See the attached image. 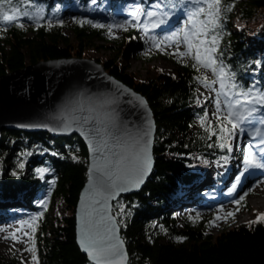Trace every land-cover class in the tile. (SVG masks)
I'll return each instance as SVG.
<instances>
[{
    "label": "trees",
    "instance_id": "obj_1",
    "mask_svg": "<svg viewBox=\"0 0 264 264\" xmlns=\"http://www.w3.org/2000/svg\"><path fill=\"white\" fill-rule=\"evenodd\" d=\"M125 1L36 0L44 10L39 27L28 17L20 18L23 28L18 26V22H0V76L39 61L82 57V45L94 36L102 37L106 27H95L87 21L80 24L73 18L87 15L88 19L108 21L112 14L118 13L117 6ZM11 2L16 3L17 0ZM92 2L95 3L89 6ZM224 2L228 6L222 27L218 29L222 53L217 54L218 59L230 65L236 79L246 87L254 82L250 76L258 73L264 89V55L260 54L258 46L249 45L246 41L247 36L257 35L264 41V0ZM230 5L239 8L238 14L229 12ZM67 7L79 10L74 17H69L72 19L70 27L78 40L77 46H73L65 34V23H56L62 19L60 13ZM102 9L108 14L98 12ZM86 11L88 14H83ZM49 20L52 21L51 26ZM136 35L135 28L127 27L120 45L126 51H141L138 57L149 59V54L143 53L145 49L139 48ZM164 57L173 58L167 52ZM177 62V76L161 74L149 83L136 81L119 67L118 60L104 63L108 73L147 98L157 125L155 173L141 192L122 196L114 203L113 211L128 247L129 264H264V221L255 220L227 228L214 237L207 233V218L186 213L182 215L185 217L184 227L177 228V211L187 202L182 196L183 188L194 187L195 190L200 181V171L227 161L230 152L226 141L218 135L202 126L192 130L195 118L203 116L205 110L209 112L207 106H197L195 77L201 76V70L192 67V56L184 63ZM208 126L219 130L217 119L208 122ZM221 143L225 147H220ZM73 153L78 159L72 157ZM12 158L25 160V166L32 172L25 175L24 168L17 170L14 163L11 165ZM88 162V151L77 136L55 138L44 132L19 130L2 133L0 201L7 205L17 203V206L37 208V197L41 194L40 198H44L49 188L53 190L50 196H60L65 206V214L57 217L56 223L48 220L47 210L38 217L35 239L39 264H91L80 251L75 233L76 207L87 180ZM2 163H10L13 172ZM38 167L48 169L43 177L36 173ZM121 205H124L123 211ZM178 236L184 239L177 240ZM0 264L18 263L16 259L0 257Z\"/></svg>",
    "mask_w": 264,
    "mask_h": 264
},
{
    "label": "snow or ice",
    "instance_id": "obj_2",
    "mask_svg": "<svg viewBox=\"0 0 264 264\" xmlns=\"http://www.w3.org/2000/svg\"><path fill=\"white\" fill-rule=\"evenodd\" d=\"M234 5L229 6L230 8ZM136 12L133 19H126L121 23H115L109 27L112 28H143L147 33L152 29L159 28L168 23L177 8H186L185 19L182 26L168 32L163 39L175 43L173 51L180 57L191 54L194 63L192 67L211 69L215 79H208L207 76L195 77L205 87L213 88L217 83L219 88L215 89L216 112L212 116L217 117L219 130L215 126L209 128V113L205 110L204 115L199 117V122L206 131L213 135H218L221 139L227 141L236 132L243 133L244 125H251L253 120L264 123V89L258 88L256 83L246 87L236 79V73L232 71L231 66L218 59L220 53L221 35L218 29L222 27V4L221 0H156L155 5L148 11L141 12V5L135 6ZM164 8L168 11H157L153 9ZM148 18L147 23H136L141 16ZM21 17H28L40 26V21L44 18V10L36 0H17L12 3L11 0H0V22L11 24L18 22V26L23 28L24 23ZM77 23L83 24L85 21L95 27H106L99 21H93L84 18H73ZM56 23L63 25L62 19L56 20ZM51 26L52 21H48ZM115 35V33H112ZM153 46L160 48L161 44L157 37H149ZM179 44L186 45L185 50H181ZM163 50V49H162ZM184 63V60L180 61ZM256 63L260 64L261 61ZM207 96H205V100ZM88 116H77V111H83L82 102L79 107H72L63 112L64 119L61 120L58 127L53 131H70L74 124L85 135L86 139L92 145L94 155L91 168L89 169V189L90 195L85 202H82L84 209L82 216V226L80 228L79 243L87 252L94 264H127V252L124 248L123 239L117 234L118 223L109 209L108 201L121 191H127L129 186H139L146 174L151 170L152 156L150 152L151 145V120L146 121V126L141 128L137 126L128 127L124 124L119 113L111 107L115 99L111 96L89 97L88 98ZM197 102L200 103L199 97ZM72 102L70 101L69 104ZM253 135L260 136L261 129H255ZM220 147H225L224 143ZM231 148V143L227 144ZM258 153L253 152L252 145L244 154V169L250 168L264 169V139H261L256 146ZM77 158L78 157H74ZM20 168L25 167L21 162ZM36 171L43 175L47 168H37ZM17 174L18 173H14ZM243 175V173H241ZM243 199V196L240 198ZM40 203L43 205L44 200ZM238 204L239 201H236ZM123 211V205L120 206ZM120 213H117L119 215ZM232 213L229 212V215ZM42 213L37 212L32 218ZM199 215V214H197ZM223 218V217H221ZM257 221H264V213H259ZM26 222L20 221L21 226ZM35 231V223L32 225ZM22 229H16L21 231ZM24 235H30L24 233ZM14 239L20 237L12 234ZM177 240H183L184 237L178 236ZM28 251L32 252L31 259L34 264H38L39 258L36 255L35 240L32 239Z\"/></svg>",
    "mask_w": 264,
    "mask_h": 264
},
{
    "label": "rangeland",
    "instance_id": "obj_3",
    "mask_svg": "<svg viewBox=\"0 0 264 264\" xmlns=\"http://www.w3.org/2000/svg\"><path fill=\"white\" fill-rule=\"evenodd\" d=\"M143 2L141 5V12H146L153 5H155L156 0H127L123 4L118 5L116 10L118 13L112 14L108 21H103L100 19H96L93 21H99L101 24L106 25V33L100 36H94L91 40H87L86 43L82 45L83 53L82 58L96 60L104 65L105 62L110 60H118V64L120 68H123L129 75L133 76L136 81L141 82H152L157 80L158 76L161 74H168L172 76H177L179 74V67L178 62L181 60H188L191 56L180 57L178 53L173 51V48L176 47L175 43H171L165 41L163 37L170 31H175L182 26V22L185 19V14L187 9L186 8H177L173 10V14L171 18L168 20V23L161 25L159 28L152 29L146 33L144 29L135 28L137 31V41L139 42V48H144L146 55L149 54L150 58L147 59L146 57H138L139 53L141 52H134L132 50L126 51L120 44L122 37L124 35V30L126 28H112L111 32H109V27L115 23H121L126 19H133L136 8L135 6L139 4V2ZM166 2V1H164ZM92 2L89 6L94 4ZM222 4V15L223 20L225 19V15L227 14V4L224 0H221ZM89 6L87 8H89ZM144 6V9H143ZM160 12L168 11V9L159 8L153 9ZM79 10L72 9V8H65L61 13L60 17L65 23L64 32L69 38L71 44L73 46H77L78 40L75 37V34L70 27L71 20L69 19L74 17ZM103 15H107L108 13L104 11V9L99 10ZM230 13L238 14L239 8L232 6L229 10ZM84 12L83 14H86ZM88 14V13H87ZM87 16V15H86ZM85 15L82 18L86 17ZM88 19V17H87ZM92 20V19H90ZM136 23H147L148 18L146 16H141L139 21H134ZM133 28V27H131ZM163 32V33H161ZM112 33H115L113 35ZM149 37H157L158 42L161 44L160 48L153 46ZM246 41L249 45H256L260 49V54L264 55V41L261 37L257 36H247ZM181 50H185L186 45L179 44ZM75 48V47H74ZM163 49V50H162ZM167 52L170 54L171 58H165L164 53ZM141 54V53H140ZM145 56V55H144ZM177 60V61H176ZM201 76H207L208 79H215L216 77L213 75L211 69L207 68H200ZM250 78L256 83L258 88L262 89L261 83L258 80L259 75L258 73H254L250 76ZM198 91H197V98L199 97L200 103L197 102L198 107H208L209 113V120L208 122H213L217 119V117L212 116V113L216 112L215 106V97L217 95L215 89L219 88V84L213 86V88L205 87L199 80H197ZM205 96L207 99L205 100ZM258 121L253 120L252 124ZM259 125L264 124L258 122ZM250 125V126H251ZM198 126H201L199 122V117L195 118V123L192 126V130H195ZM248 127V124L244 125L245 128ZM244 131L236 132L231 138H229L226 143H231L232 147L229 148V156L227 158L228 162H231L232 159H243L244 154L249 150V143L244 142ZM73 158L78 157L77 154L73 153ZM12 163H14L15 168L17 170L20 169L19 164L23 162L25 164V160H16L12 158ZM18 159V158H16ZM77 159V158H74ZM227 162V163H228ZM7 164V165H6ZM3 166H7V168H11L13 172V167L10 163H6ZM23 173L25 175L30 174L31 168L30 167H23ZM39 168V167H38ZM42 168V167H40ZM33 169V168H32ZM37 169V168H36ZM228 169V165L224 163L213 164L203 170L200 171L201 178L199 183L196 185L198 188V192H194L193 188L187 189L186 187L182 190V196L186 199V209L185 207H179L178 216L176 218L177 228H183L185 223V217L182 216L183 214H188L189 216L197 215L203 216L208 219V227L206 228L207 233L217 237L223 230L235 226L246 225L257 220L259 213H264V208L260 207L257 208L253 205V197L250 194H238L237 197L234 196L235 193L241 187L240 181L238 178L234 180H227L223 185L225 187H229L228 189L224 190V193L228 196H232L233 198L229 201L216 204L214 201V195H211L210 192L206 193L202 191L207 185L205 184V180L209 177H217L218 175H224V172ZM155 170V169H154ZM218 170V171H216ZM9 171V170H8ZM36 173L43 177L47 172L41 175L36 171ZM155 173V172H154ZM153 173V174H154ZM153 176V175H152ZM50 187V186H48ZM229 190V191H228ZM50 193L53 194V190L49 189L44 193V198H40V195L37 197L38 204L37 208L33 206L27 207L24 206H17V203H13L11 205H7L0 201V257L4 259H16L18 264H34L31 259L32 252L28 251L30 245L32 244V239L34 237L35 240V249L37 255V243L35 239V231L37 227L38 217L35 218L33 221V217L37 212L43 213L45 210L48 211V220L56 223V218H60L65 214V206L61 202L60 196H50ZM196 193V197L199 199V203H195L194 200H191ZM243 196V199L240 198ZM41 200H44L45 203L42 205L40 203ZM204 200V201H203ZM203 201V202H202ZM236 201H239L237 204ZM194 202V203H193ZM193 204L195 205L194 207ZM190 205V206H188ZM124 209V205H123ZM6 210V211H4ZM229 212L232 214L229 215ZM181 214V216H179ZM223 217V218H221ZM118 220V219H117ZM20 221H25L26 223L21 226ZM119 222V221H118ZM35 223V231L33 232L32 224ZM16 229H22L21 231H16ZM15 233L16 236L20 237L19 240L14 239L12 234ZM24 233H29L30 235H24ZM166 241V238H164ZM39 264V263H38Z\"/></svg>",
    "mask_w": 264,
    "mask_h": 264
},
{
    "label": "water",
    "instance_id": "obj_4",
    "mask_svg": "<svg viewBox=\"0 0 264 264\" xmlns=\"http://www.w3.org/2000/svg\"><path fill=\"white\" fill-rule=\"evenodd\" d=\"M111 96L115 103L111 105L118 113L121 121L128 127H145L151 120L152 156L151 170L146 174L139 186H129L127 191H121L109 201L110 213L118 223V235L124 241L127 252V264L130 256L127 244L122 237V231L114 214V203L122 196L141 192L152 177L156 159L154 144L157 132L156 118L147 98L135 89L118 80L107 72L105 66L96 60L82 57H69L39 61L26 67L0 76V138L7 130H19L28 133L52 135L55 138L79 137L88 151V176L80 193L75 213L76 241L80 251L87 257V252L79 243L80 228L85 202L90 195L89 169L94 155H97L89 140L74 124L70 131H53L64 119L63 112L72 107H79L82 102L83 111H77V116H88V98ZM72 102L69 104V102Z\"/></svg>",
    "mask_w": 264,
    "mask_h": 264
},
{
    "label": "bare ground",
    "instance_id": "obj_5",
    "mask_svg": "<svg viewBox=\"0 0 264 264\" xmlns=\"http://www.w3.org/2000/svg\"><path fill=\"white\" fill-rule=\"evenodd\" d=\"M257 128L261 129L260 136L253 135L255 129ZM244 134V142L252 145L253 152L258 153L256 146L261 139H264V124L259 125V123L256 122L251 126L248 125V127L244 130ZM227 165L228 169L224 172L223 179L229 181L238 178L241 184V187L239 188L237 193L234 194V196L237 197L239 193H241V195L250 194L251 197H253V205L257 208H264V169L250 168L248 171H245L244 160L236 158L232 159L231 162H228ZM241 173H243V175H241ZM214 180L215 177H209L208 179H206L205 184L207 186L205 187V189L211 185L209 190H212L213 183L215 182ZM223 184L220 188H215L216 191L214 192L220 191L219 193H221V190L225 189V186ZM229 200V198L226 199V197L221 194L219 196L215 195L214 200L212 201H214L216 204H220Z\"/></svg>",
    "mask_w": 264,
    "mask_h": 264
}]
</instances>
